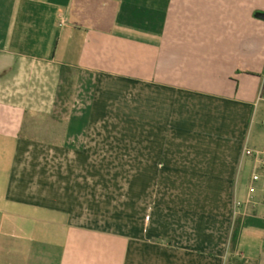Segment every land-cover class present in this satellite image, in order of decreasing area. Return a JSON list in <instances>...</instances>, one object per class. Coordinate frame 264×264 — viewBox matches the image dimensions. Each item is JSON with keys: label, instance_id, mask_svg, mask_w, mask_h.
Listing matches in <instances>:
<instances>
[{"label": "crops", "instance_id": "obj_1", "mask_svg": "<svg viewBox=\"0 0 264 264\" xmlns=\"http://www.w3.org/2000/svg\"><path fill=\"white\" fill-rule=\"evenodd\" d=\"M258 14L0 0V230L47 264H264Z\"/></svg>", "mask_w": 264, "mask_h": 264}, {"label": "rangeland", "instance_id": "obj_2", "mask_svg": "<svg viewBox=\"0 0 264 264\" xmlns=\"http://www.w3.org/2000/svg\"><path fill=\"white\" fill-rule=\"evenodd\" d=\"M2 231V232H1ZM14 236V237H13ZM12 229L0 230V264H47L36 260L34 245L15 239ZM23 247V251L21 249ZM53 263V260H52ZM50 263V264H52Z\"/></svg>", "mask_w": 264, "mask_h": 264}, {"label": "built area", "instance_id": "obj_3", "mask_svg": "<svg viewBox=\"0 0 264 264\" xmlns=\"http://www.w3.org/2000/svg\"><path fill=\"white\" fill-rule=\"evenodd\" d=\"M245 156L254 163V172L251 177L252 184L259 182L264 177V148L263 149H245ZM256 188L250 187V194H254Z\"/></svg>", "mask_w": 264, "mask_h": 264}, {"label": "trees", "instance_id": "obj_4", "mask_svg": "<svg viewBox=\"0 0 264 264\" xmlns=\"http://www.w3.org/2000/svg\"><path fill=\"white\" fill-rule=\"evenodd\" d=\"M236 239H237V235H236V232L233 234V237H232V243L235 244L236 243Z\"/></svg>", "mask_w": 264, "mask_h": 264}, {"label": "water", "instance_id": "obj_5", "mask_svg": "<svg viewBox=\"0 0 264 264\" xmlns=\"http://www.w3.org/2000/svg\"><path fill=\"white\" fill-rule=\"evenodd\" d=\"M257 17L261 20H264V14H258Z\"/></svg>", "mask_w": 264, "mask_h": 264}]
</instances>
